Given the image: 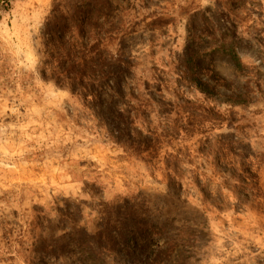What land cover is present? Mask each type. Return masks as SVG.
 Returning a JSON list of instances; mask_svg holds the SVG:
<instances>
[{
  "label": "rangeland",
  "instance_id": "obj_1",
  "mask_svg": "<svg viewBox=\"0 0 264 264\" xmlns=\"http://www.w3.org/2000/svg\"><path fill=\"white\" fill-rule=\"evenodd\" d=\"M107 4L103 107L47 63L89 1L0 9V264H264V0Z\"/></svg>",
  "mask_w": 264,
  "mask_h": 264
},
{
  "label": "trees",
  "instance_id": "obj_2",
  "mask_svg": "<svg viewBox=\"0 0 264 264\" xmlns=\"http://www.w3.org/2000/svg\"><path fill=\"white\" fill-rule=\"evenodd\" d=\"M89 1L92 7L78 9L76 15H52L45 26L44 35L54 46L55 54L50 56L52 63L57 64L59 75L56 79L57 84L64 86L69 84L72 90L77 91L83 96L85 101H91L93 106H104L106 97L117 87L120 78L123 76L121 68L112 69L104 55L107 54L106 41L113 39L119 29L117 26L107 27L100 24L102 17H110L111 6L105 0L102 6H98V0ZM10 0H0V9L5 8ZM94 8V9H92ZM83 14L84 17H81ZM74 29L76 30L74 32ZM71 37V41L66 42L65 38ZM231 58L238 70H243L244 66L236 54ZM215 79V77H213ZM201 92L211 89L208 83L199 81ZM122 118L123 115L118 113ZM119 117V118H120ZM118 126V125H117ZM78 246L85 249V255L97 260L99 258L92 246L93 242L84 238L76 241ZM88 264L83 262L82 264Z\"/></svg>",
  "mask_w": 264,
  "mask_h": 264
}]
</instances>
